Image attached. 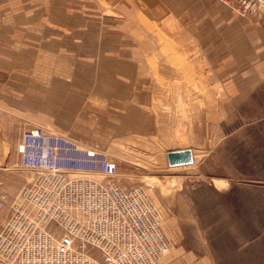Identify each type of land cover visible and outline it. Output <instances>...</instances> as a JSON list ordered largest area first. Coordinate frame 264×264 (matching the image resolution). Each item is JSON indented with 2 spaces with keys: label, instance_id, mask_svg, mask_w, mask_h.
<instances>
[{
  "label": "rangeland",
  "instance_id": "374dc122",
  "mask_svg": "<svg viewBox=\"0 0 264 264\" xmlns=\"http://www.w3.org/2000/svg\"><path fill=\"white\" fill-rule=\"evenodd\" d=\"M68 4L76 24L101 25L124 41H139L138 79L102 82L93 72L101 65L93 63L91 76L74 83L66 104L28 114L105 150L117 162L123 185L149 191L173 242L180 234L188 247H208L218 254V264H264V83L249 96L226 94L228 82L215 80L194 33L195 0ZM111 83L122 87L110 91ZM126 84L133 93L123 92ZM50 87L44 83L43 95ZM142 113L153 125L147 133L127 125ZM23 131L6 132L12 145L9 161L0 163L5 203L33 176L18 164L13 147ZM187 147L194 162L170 166L168 151ZM3 216L0 210V224Z\"/></svg>",
  "mask_w": 264,
  "mask_h": 264
},
{
  "label": "crops",
  "instance_id": "0c3cea01",
  "mask_svg": "<svg viewBox=\"0 0 264 264\" xmlns=\"http://www.w3.org/2000/svg\"><path fill=\"white\" fill-rule=\"evenodd\" d=\"M68 1L0 0V163L9 161L12 144L5 138L8 130L42 127L59 132L54 130L61 128L57 123H49L41 115L31 116L27 110L42 113L44 106L66 104L74 83L91 76L93 63L101 65L93 72L102 82L126 79L132 83L138 79L139 41H124L115 30L101 25L76 24ZM195 2L198 19L194 33L210 58L215 80L228 82V96L252 95L264 83V13L246 17L217 0ZM123 49L132 50L128 53ZM124 53L128 55L125 60ZM47 82L51 87L44 95L51 100L42 97ZM117 85L122 87L111 83L109 90L115 91ZM130 85L126 84L123 92L133 93ZM146 117L143 113L137 118L131 116L127 125L147 133L153 125ZM23 132L13 145L19 165L18 145ZM9 202L1 209L4 216L0 226L11 213ZM183 241L178 234L173 250L160 263L218 264V254L212 249L188 247Z\"/></svg>",
  "mask_w": 264,
  "mask_h": 264
},
{
  "label": "built area",
  "instance_id": "2783aa9c",
  "mask_svg": "<svg viewBox=\"0 0 264 264\" xmlns=\"http://www.w3.org/2000/svg\"><path fill=\"white\" fill-rule=\"evenodd\" d=\"M217 1L242 16L264 13V0ZM18 151L33 176L9 202L0 264H161L172 251L151 194L123 185L105 150L35 127L24 130Z\"/></svg>",
  "mask_w": 264,
  "mask_h": 264
},
{
  "label": "water",
  "instance_id": "95a60500",
  "mask_svg": "<svg viewBox=\"0 0 264 264\" xmlns=\"http://www.w3.org/2000/svg\"><path fill=\"white\" fill-rule=\"evenodd\" d=\"M168 161L170 166L186 165L194 162V152L190 147L173 149L168 151Z\"/></svg>",
  "mask_w": 264,
  "mask_h": 264
},
{
  "label": "bare ground",
  "instance_id": "6f19581e",
  "mask_svg": "<svg viewBox=\"0 0 264 264\" xmlns=\"http://www.w3.org/2000/svg\"><path fill=\"white\" fill-rule=\"evenodd\" d=\"M194 152V151H193ZM194 160H195V155H194Z\"/></svg>",
  "mask_w": 264,
  "mask_h": 264
}]
</instances>
